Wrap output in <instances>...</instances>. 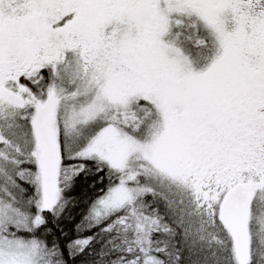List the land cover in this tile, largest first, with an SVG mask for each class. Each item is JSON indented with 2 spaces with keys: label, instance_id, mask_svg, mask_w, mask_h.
I'll list each match as a JSON object with an SVG mask.
<instances>
[{
  "label": "snow or ice",
  "instance_id": "6c2138e0",
  "mask_svg": "<svg viewBox=\"0 0 264 264\" xmlns=\"http://www.w3.org/2000/svg\"><path fill=\"white\" fill-rule=\"evenodd\" d=\"M0 264H264V0H0Z\"/></svg>",
  "mask_w": 264,
  "mask_h": 264
}]
</instances>
